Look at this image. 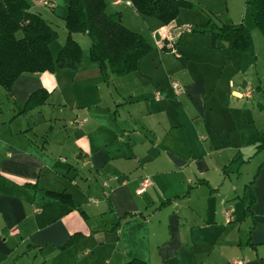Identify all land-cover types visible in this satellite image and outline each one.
<instances>
[{
  "label": "crops",
  "instance_id": "1",
  "mask_svg": "<svg viewBox=\"0 0 264 264\" xmlns=\"http://www.w3.org/2000/svg\"><path fill=\"white\" fill-rule=\"evenodd\" d=\"M184 1L193 6L153 30L138 70L108 66L104 80L87 30L71 34L75 68L0 86V264H264V36L241 22L252 48L230 50L200 29L230 23L210 16L185 22L204 40L176 36L182 10L214 13L213 2ZM39 3L29 10L56 30L55 61L66 13L58 41ZM121 4L106 0L105 11Z\"/></svg>",
  "mask_w": 264,
  "mask_h": 264
},
{
  "label": "trees",
  "instance_id": "2",
  "mask_svg": "<svg viewBox=\"0 0 264 264\" xmlns=\"http://www.w3.org/2000/svg\"><path fill=\"white\" fill-rule=\"evenodd\" d=\"M142 16L152 17L162 24L175 20L180 8L193 5L184 0H129ZM255 26L264 36V0H246ZM67 36L53 61L49 44L57 37L54 30L38 13L29 10L28 0H0V86L9 89L24 72L52 71L55 68H75L80 62L79 44L73 33L89 31L92 41L89 58L96 62L104 80L112 74L122 75L139 69L141 59L151 46L144 36L127 28L119 13L105 11L104 0H68L64 18ZM210 33L211 40H223L230 50H251V34L242 23H224L220 26L209 20L200 27ZM34 96L29 104L34 105ZM55 196V194H54ZM59 198L62 195L56 194ZM69 240L65 246L69 245ZM124 264H148L133 258Z\"/></svg>",
  "mask_w": 264,
  "mask_h": 264
},
{
  "label": "rangeland",
  "instance_id": "3",
  "mask_svg": "<svg viewBox=\"0 0 264 264\" xmlns=\"http://www.w3.org/2000/svg\"><path fill=\"white\" fill-rule=\"evenodd\" d=\"M104 1L106 2V0ZM121 1H122V4L117 8L119 12H121L119 14L120 18H121V15L123 14L124 21L128 25H130L133 28V30H136L142 33L147 43L151 45L154 42L153 35H152L154 32L153 30L159 27L160 25H162V23L155 18L142 16L137 11L136 12L138 14H135L133 9L125 4L126 0H121ZM207 1L213 2L212 6H214V9H213L214 13H211L212 11L210 12V9H206L204 7V4H206ZM228 1H229V6H230L229 10L226 9L224 0H196L195 1L196 4L202 9L205 8L206 12L204 11L201 12V10L198 9L196 10L195 14H188L187 11L182 10V14L180 15L179 21H178L179 23L182 22L180 24V30L174 29L173 33H175L177 36L178 32H180L181 30L184 32V29L187 28L188 26L186 25L188 23H185V22L203 23L209 18V16L214 20L217 19L221 22L226 21V22H230L231 24H234V22H237L235 24H239L241 22H244L246 24V23L251 22L253 26V21H252V17L250 13V6L247 4L246 0H228ZM53 2H54L53 9L47 8L43 4L39 3V9L38 7H36V10L39 11L45 17L47 18L52 17L53 19L55 18L56 21H58L57 25L55 24L54 28H56L58 31V36H59L58 41H59L60 38L63 39V36H64V33H63L64 28L62 24L59 22L60 21L59 16L65 15L66 10H67L68 0H53ZM193 8H195V6ZM258 33H259L258 34L259 37L262 39V36L259 31ZM189 34H190L189 32H184V37H186ZM189 37H193L195 39H202L203 37H209V36L208 34H203L202 37L199 35H192ZM82 42L84 43V38H82Z\"/></svg>",
  "mask_w": 264,
  "mask_h": 264
},
{
  "label": "built area",
  "instance_id": "4",
  "mask_svg": "<svg viewBox=\"0 0 264 264\" xmlns=\"http://www.w3.org/2000/svg\"><path fill=\"white\" fill-rule=\"evenodd\" d=\"M40 3L46 6L47 8H53V0H40ZM171 88L174 90V92L177 94L179 90V84L175 81L171 82ZM160 95L158 93L155 94V99H159ZM144 185L148 184V179H145L143 182ZM234 264H243L241 261H236Z\"/></svg>",
  "mask_w": 264,
  "mask_h": 264
},
{
  "label": "water",
  "instance_id": "5",
  "mask_svg": "<svg viewBox=\"0 0 264 264\" xmlns=\"http://www.w3.org/2000/svg\"><path fill=\"white\" fill-rule=\"evenodd\" d=\"M172 161L174 162L175 165H180V160L175 158V157H172Z\"/></svg>",
  "mask_w": 264,
  "mask_h": 264
}]
</instances>
